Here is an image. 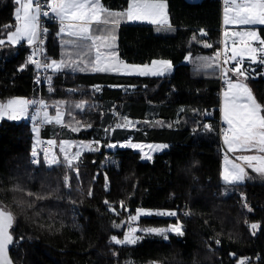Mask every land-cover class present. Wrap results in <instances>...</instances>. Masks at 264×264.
<instances>
[{"label":"trees","instance_id":"16d2710c","mask_svg":"<svg viewBox=\"0 0 264 264\" xmlns=\"http://www.w3.org/2000/svg\"><path fill=\"white\" fill-rule=\"evenodd\" d=\"M102 1L114 10L126 8L129 2ZM166 1L171 30L160 32L150 25L126 24L119 30L118 46L121 58L128 63L167 59L175 66L174 73L123 79L138 88L134 94L122 97V102L140 117L146 114L149 104L159 106L160 114L169 118L183 106V117L197 120V124L203 120L209 127H198L193 135L188 128L154 131L152 139L170 142L171 148L156 154L152 162L143 161L142 155L131 148L112 152L103 145L96 151L82 152L69 168L65 161L50 164L42 156L37 164L32 162L35 133L29 117L37 106L32 103L28 120L3 118L0 209L14 217L10 232L15 238L12 256L16 264H239L246 258H251L247 264H264V179L253 174L243 183L229 185L221 181L224 152L219 134V79L196 76L184 62L188 54L218 51L220 3ZM15 9V0H0V40L5 42L0 48V102L20 96L28 97L30 103L38 99L39 89L35 68L27 63L28 49L6 41L16 25ZM201 28L212 42L209 49L199 45ZM257 30L264 39V26ZM54 38L55 34L52 44ZM50 55L47 49L49 60ZM261 73L245 82L264 106ZM68 78H72L70 74L50 75L52 86L44 89L43 102L61 101L66 105V128L74 133L75 140L97 138L99 128L106 126L100 125L99 116L108 115L110 100L118 101L121 95L106 90L99 105L91 102L84 87ZM80 103L83 110L75 107ZM99 107L100 115L96 112ZM211 110L214 116L208 117ZM46 132L47 125L43 137L49 141ZM185 206L191 210L190 217L182 214ZM137 209L177 212L175 217L141 216L138 225L164 228L180 221L184 234H169L168 239L146 235L135 245L114 243L113 235L118 239L125 235V230L115 225L124 220L127 224ZM252 223L258 225L255 234Z\"/></svg>","mask_w":264,"mask_h":264},{"label":"snow or ice","instance_id":"6c2138e0","mask_svg":"<svg viewBox=\"0 0 264 264\" xmlns=\"http://www.w3.org/2000/svg\"><path fill=\"white\" fill-rule=\"evenodd\" d=\"M15 3L19 6L16 8L15 19L17 21L14 26V31H11L8 35L9 44H19L21 41H27L28 45H33L38 39H40V31L38 21L41 15L47 17L50 14L59 19L61 25L59 31L70 37H75L77 40H90L92 45L95 46V56L91 57L85 62L83 58L81 60L66 62L61 60L57 62L55 59L51 63H41L40 61H34L32 56L36 55V52L40 51L36 48L32 55L28 57L27 63H34L37 69H52L60 71L62 68H69L72 71H84L91 69L95 72H105L116 70L130 75L139 76H164L171 71L172 65L170 61L159 60L152 61L151 66L126 64L118 59L116 52L112 51L115 44L114 29L121 23L122 19L125 20H147L149 23L157 24L158 30H171V25L167 19L165 13L166 5L162 2H156V0H131L126 12H113L105 9L101 0H15ZM225 17L224 23L242 24V25H264V0H225ZM46 5L47 10L42 11V8ZM234 12L233 16L229 18L228 13ZM93 25L96 28L93 29ZM11 27V26H8ZM227 35V33H225ZM236 35L241 36V43L244 44V48L238 52L235 48L232 49V54L229 57L225 54L224 63L227 64L229 60L235 62V66L231 69H221V75L224 77V82L227 85V89L224 92L225 102L222 108L223 122L228 126L223 130V139L227 150L229 152L236 151H252L255 150L259 153H264V106L257 102L253 96L251 89L248 87L245 81L249 78L248 70L243 69L244 55L248 56V59L252 64L259 63L264 65V39L257 35L255 30L246 32H238ZM195 39V38H193ZM252 41H256L259 47L252 46ZM99 42V43H98ZM5 42L0 40V45ZM41 43L43 41L41 40ZM67 44H75V41H65ZM235 43V42H234ZM204 47H211L212 45L204 42ZM101 48L107 49L102 52ZM241 52L244 55H241ZM219 52H217L214 58H203L202 67L220 68L219 64L214 65V61L219 58ZM239 57V59H238ZM82 65V66H81ZM23 70V69H21ZM229 71L236 77L235 82L228 77ZM255 71V69H251ZM50 79V77H49ZM29 107V101L23 99L8 100L7 103L0 104V118L7 116L8 119L15 120L19 117L25 116ZM48 106L41 102V108L46 109ZM56 108L55 116H49V113L43 111V123H55L59 124L62 121L63 111L59 104L54 106ZM75 107L83 110V104H76ZM39 113L33 119H38ZM79 123V122H77ZM130 126V122L117 124L116 127ZM91 127V125H87ZM208 128V125H204ZM77 129H73L75 131ZM210 130V128H209ZM99 142L81 143L71 158L65 154V161L67 166L71 168L72 160L79 157L82 151H96L94 145ZM71 147L72 145H68ZM121 147L131 146L134 148H140L139 144L120 145ZM108 147H116L115 144H109ZM149 152L144 153L145 159H151V150L160 151L168 147L167 145H147ZM64 151V148H61ZM36 156L34 151L32 154ZM237 160L242 161L254 172L264 174V155H240L236 157ZM36 162L35 160L33 161ZM227 163V157H226ZM78 175V171H77ZM247 172L244 167L239 164L232 163L230 168H226L223 173V180L226 184L233 185L242 182L247 176ZM67 181V177L65 178ZM105 204L108 201L105 200ZM123 207V202H121ZM126 210V209H125ZM251 210V209H249ZM168 215L176 216L175 211H160L153 213L144 209H137L135 215L128 217L129 221H136L140 216L148 215ZM13 226V216L4 211H0V264H11L8 259V245L12 243L13 237L9 233V229ZM120 226V225H115ZM255 234L258 225L252 223L250 225ZM138 229L136 227H130L128 232L124 235L123 240L117 239L115 235L111 237L112 241L116 244H135L140 237L135 236L134 233ZM141 231L148 233H155L162 235L164 239H168L167 233H175L177 235H183V228L179 221L169 226L168 228H146ZM219 243V241H217ZM239 264H247V258L240 260Z\"/></svg>","mask_w":264,"mask_h":264},{"label":"crops","instance_id":"0c3cea01","mask_svg":"<svg viewBox=\"0 0 264 264\" xmlns=\"http://www.w3.org/2000/svg\"><path fill=\"white\" fill-rule=\"evenodd\" d=\"M131 0H129V3ZM156 2H162L166 5L165 7V13L167 15V19L171 25V29L173 28L170 14H169V5L166 0H156ZM102 6L113 12H126L128 5L124 9H119V10H114L108 8L104 2L101 0ZM234 12L230 11L228 13L229 18L233 16ZM17 23V21H16ZM224 23V21H223ZM126 24H136V25H150L155 28H159L157 24L149 23L147 20H125L122 19L121 23L114 29V35H115V47L112 49V51L116 52L118 59L120 61H123L126 64H133V63H128L125 60H123L119 54V46H118V34L121 26L126 25ZM225 33L228 32L227 40H226V35H224V43H225V50L227 52V55L230 57L232 54V49L235 48L238 52H240L244 48V44L241 43L242 37L236 35L238 32H246L250 30H255L260 37L257 28L259 26H264L260 24L256 25H242V24H234V23H229L225 24ZM96 28V25H93V29ZM160 32H164L166 30H159ZM202 41L199 42V45L202 46L205 49H209L210 47H204L203 43L207 42L212 45V42L208 40V34L206 35H201ZM261 38V37H260ZM75 41V44H65V41ZM7 41V40H6ZM235 42V43H234ZM27 43V41H21L19 44H24ZM99 43V42H98ZM252 46L254 47H259L258 42L252 41ZM19 44H13V46H17ZM52 44V43H51ZM0 48H3L0 45ZM49 52H51V60L50 63L53 59H55L57 62H60L62 59L65 60L66 62H70L73 60L79 61L81 58L85 62L91 57L95 56V46L92 45V42L90 40H77L75 37H70L67 36L66 34L61 33L60 31L55 33V38L52 46L48 48ZM101 51H107V49L101 48ZM218 51L216 53H193V54H188L184 60L185 63L190 65L191 69L195 73L196 76H204V77H209V78H218L219 79V84H220V68H216L213 66L212 68H206L202 67L203 58L208 57V58H214L216 57ZM241 55H244L243 52H241ZM239 59V57H238ZM159 60H165V61H170L167 59H156V61ZM154 61V60H153ZM152 62L148 63L147 65L151 66ZM219 64L220 65V59H216L214 61V65ZM256 64V63H255ZM255 64H252L250 60L248 59L247 55H244V63H243V69L250 68L251 66H255ZM134 65H145V64H134ZM171 71L164 76H171L174 73L175 66L172 64ZM82 66V65H81ZM235 66V62L232 60H229L227 64L223 63V68H229L231 69L232 67ZM70 74L72 78H68L69 82L75 83L78 82L79 85L84 87L86 91L88 92L89 98L92 99L91 102L96 101L97 104H101L103 101V96L106 92V90H111V91H116L119 92L121 97L118 101H111L110 100V107H106L110 112L105 114L104 116L100 117V125L103 128H99L96 134L99 136L94 139L90 140H75L72 135L74 134L71 132L69 129L66 128V105L62 103L61 101L53 102V103H46L48 106L45 110L49 113V116L54 117L56 108L54 106L58 105L63 111V116H62V121L61 123L57 124L55 121L52 123H45L47 125V132H46V137L49 138V141L54 145V153H57L59 155V158L63 157L62 150L61 148L63 147L64 150L69 147L68 145H72L74 150H79L77 143H73L78 141L79 143L82 142H89L92 143L94 141L99 142L98 144H95L94 146L96 148H100L103 145H105L107 151H116L117 149L121 148H131L137 152H139L142 155V160L145 161L144 159V153L149 152V148L147 145H151L154 143L158 144H164L167 145L168 147L164 148L162 152L167 151L171 148L170 142H166L164 140H156L152 139V136H154L156 130H173V131H181L182 129L188 128V132L193 135L196 133L198 127H203L204 125H208V122H204L203 120L197 124V120L195 121L192 118L188 117H183L184 115V107H179L177 108L175 112V116L172 118L162 116L161 110L159 106L149 104L146 114L142 117L136 116L133 114L132 110L130 109L129 106H127L126 103L122 102L123 98L129 95L134 94L138 86L133 85L132 83L128 81H123V79H128V78H146V77H162V76H152V75H146V76H139V75H130V74H125L123 72H118L116 70L112 71H105V72H95L92 71L91 69H86L84 71H72L69 68H62L60 71H53L51 69V75H67ZM74 76H76L74 78ZM103 77H106V79H118V81H111V80H104ZM228 77L232 79L234 82L236 80V77L232 74L231 71L228 73ZM72 79V80H71ZM121 81V82H119ZM223 82H224V77H223ZM225 83V82H224ZM246 83V82H245ZM227 85H225V88L222 90V93L220 95V104L222 101V97L224 94V91L226 90ZM254 96V95H253ZM103 97V98H102ZM12 99H23L29 101L28 97H14ZM65 102V101H64ZM225 102V99H224ZM224 102L222 101V108L224 106ZM7 103L6 102H2ZM101 107V106H100ZM96 109V112L101 114V108ZM33 109L30 113L29 121L31 122V119L33 117ZM29 109L27 110L28 113ZM27 113L25 116L19 117L20 121L21 120H28L27 118ZM221 116L223 120V112L221 111ZM97 118V115L95 116ZM3 118H7V116H4ZM0 118V121L3 119ZM12 120V119H11ZM17 120V119H15ZM73 120V119H71ZM105 120V121H104ZM87 119L83 120V122H86ZM125 121L130 122V126L127 127H119L117 128V124H124ZM32 123V122H31ZM33 125V124H32ZM36 126L37 121H36ZM34 133H35V138H36V128H34ZM40 136V132L38 130V138ZM129 143L131 144H139L141 147L140 148H134L131 146H125L121 147L120 145H128ZM109 144H115L116 147H108ZM145 150V151H144ZM84 152V151H83ZM157 151L151 150V159L146 160L147 162L153 161ZM161 153V152H160ZM236 156L240 155H264V153H259L255 150L252 151H236L232 152ZM158 154V153H157ZM153 157V158H152ZM58 158V157H57ZM243 165L244 164L242 161L240 162ZM232 164V161L230 158H227V163H226V157L222 158V168H221V181L225 182L223 180V173L226 168H230ZM245 167V166H244ZM246 168V167H245ZM247 171L251 174L250 177L254 175H257L259 177H262L264 179V174L254 172L253 170H248ZM256 173V174H255ZM251 179V178H250ZM249 180L246 176L245 181ZM243 183V182H240ZM168 216V215H165ZM173 217V216H169ZM173 225V224H172Z\"/></svg>","mask_w":264,"mask_h":264},{"label":"built area","instance_id":"2783aa9c","mask_svg":"<svg viewBox=\"0 0 264 264\" xmlns=\"http://www.w3.org/2000/svg\"><path fill=\"white\" fill-rule=\"evenodd\" d=\"M220 3V10H221V25L219 27V32H220V38H219V59H220V88H219V95H221L222 90L225 88V83L223 82V76L221 75V69L223 67V63H224V59H225V54H227L226 50H225V39H224V35H225V26H224V17H225V0H216ZM41 2L43 3V0H41ZM48 2L50 3L51 0H48ZM239 2V1H238ZM237 2V3H238ZM229 4H231V0H229ZM47 10L50 12V9H47L46 5L42 8V11ZM39 31H40V39H38L36 41L35 44L33 45H28L27 43L23 44L22 47L23 48H27L28 49V54H27V60L28 57L30 55H32V52L36 49L39 48L40 51L36 52L35 56H32V59L34 61H40L41 63H50V60L47 56V49L48 46L52 43V37L53 35L59 31L61 25L59 23V19L53 17L51 14L47 17L41 15L39 21ZM199 33L201 34H206V30L204 28H201ZM41 40L43 41V43H41ZM31 65L34 66L35 68V72H36V82L38 84V99L35 102L30 101V107H32V103L34 104V106H39L40 107V118L37 120V125L39 127V132H40V136L38 139V147L36 149V156L33 158V161L35 160L36 162L34 164H37L39 161V158L45 157L47 159V161L49 163H51L52 160V150H53V145L50 141L44 139L43 137V131L45 128V123H43V116H42V108H41V102H43V92L44 89H48L52 86V81L49 79L50 75H51V69H37L35 67L34 63H29ZM221 109V107H219V110ZM207 116L208 117H213L214 116V110L208 111L207 112ZM228 126L222 121V118L220 117L219 120V134H220V138H221V142H220V146L221 149L223 150L224 157L227 158H233L236 159V157L232 154V152H229L227 150V145H225L224 143V139H223V130L226 129ZM182 214L185 215L186 217H190L191 214V210L188 207H184ZM216 241H220V237L217 236L215 237ZM251 258H247V262H250Z\"/></svg>","mask_w":264,"mask_h":264},{"label":"rangeland","instance_id":"374dc122","mask_svg":"<svg viewBox=\"0 0 264 264\" xmlns=\"http://www.w3.org/2000/svg\"><path fill=\"white\" fill-rule=\"evenodd\" d=\"M239 0H237V2H238ZM17 7H19L17 4H16V8ZM16 10V9H15ZM16 16V12H15V14H14V17ZM11 31H14V29L13 30H11ZM10 31V32H11ZM227 33V35H226V40H227V36H228V32H226ZM9 35V34H8ZM258 35V34H257ZM7 38H8V36H7ZM7 42H8V39H7ZM9 43V42H8ZM251 69H255V71L253 72V71H251ZM262 72L261 74H264V65H261V64H259V63H256L255 64V66H251L250 68H248V75H249V77H252V78H256V77H258L259 75H260V72ZM227 89V88H226ZM226 91V90H225ZM224 91V92H225ZM224 99H225V97H224V94H223V97H222V101L224 102ZM222 101H221V105H220V107H221V109H222ZM44 104H45V102H43ZM0 104H3L2 102H0ZM28 109H30V104H29V107H28ZM35 110L33 111V117H35V116H37V114L39 113V118H40V107L39 106H37V107H35L34 108ZM45 109H42V116H43V111H44ZM33 117H32V119H31V122H32V124H33V127L34 128H36V138H35V152H36V149H37V147H38V130H39V127L38 126H36L35 124H36V121H37V119H33ZM38 118V119H39ZM17 121H20V119L19 118H17ZM73 143H77V145L79 146L81 143H79L78 141H76V142H73ZM82 143H85V144H87V143H89V142H82ZM151 145H161V144H158V143H154V144H151ZM76 151H78V150H74V148L71 146V147H67L63 152H62V154H63V157L62 158H59V155L57 154V153H54V145H53V150H52V162L50 163V164H55V163H59L60 161H65V159H64V157H65V154H67L68 156H69V158H71L72 157V155L76 152ZM85 151H87V150H85ZM145 151V150H144ZM163 150H160V151H157V153H160V152H162ZM83 152V151H82ZM81 152V153H82ZM156 153V154H157ZM58 157V158H57ZM80 157V156H79ZM79 157H77V158H75V159H73L72 160V163H74V162H77L78 160H79ZM153 158V157H152ZM231 159V161H232V163H236V164H239L241 167H244L245 165H243L242 163H240L239 161H237V160H235V159H233V158H230ZM145 161L146 160H149V159H144ZM153 160V159H152ZM110 161V158H108V160H107V162H109ZM32 162H33V160H32ZM66 162V161H65ZM147 162V161H146ZM152 162V161H151ZM246 167V166H245ZM244 167V168H245ZM247 168V167H246ZM246 168H245V171L247 172V178L248 179H250L251 177H250V173H249V171H247L246 170ZM248 169V168H247ZM246 178V177H245ZM242 182H245V179L242 181ZM67 184H69V181H67ZM177 213V212H176ZM178 214H180L179 212H178ZM141 217V216H140ZM173 217H175V216H173ZM138 222H139V217H138V219L136 220V221H129V220H127V224H126V228H125V234L128 232V230H129V228L130 227H136L138 230L134 233V235L135 236H138V237H140V239L139 240H137V242L135 243V244H137L138 242H140L143 238H144V236H146V235H153V236H157V237H162V238H164L162 235H158V234H155V233H148V232H144V231H141L142 229H146V228H140V226L138 225ZM180 222V221H179ZM181 223V222H180ZM182 224V223H181ZM171 226V225H170ZM169 227V226H168ZM168 227H164V228H168ZM169 234H175V233H167V235H169ZM177 235V234H176ZM124 238V237H123ZM123 238L121 239V240H123ZM118 239V238H117ZM135 244H131V245H135ZM14 246H15V244H14ZM14 249V248H13ZM139 264H142V263H139ZM153 264H160V263H158V262H155V263H153Z\"/></svg>","mask_w":264,"mask_h":264},{"label":"water","instance_id":"95a60500","mask_svg":"<svg viewBox=\"0 0 264 264\" xmlns=\"http://www.w3.org/2000/svg\"><path fill=\"white\" fill-rule=\"evenodd\" d=\"M185 1H186L187 3H189V4H198V3H202V2L205 1V0H185ZM0 211H4V212H6V213L11 214L10 212H7V211H5V210H3V209H0ZM11 215H12V214H11ZM12 216H13V215H12ZM13 222H14V217H13ZM120 227H121V228H120L121 231H124V230H125V228H126V220H124V221L121 223ZM9 233H10V235H12V233L10 232V229H9ZM12 237H13V241H12L11 244L8 245L7 256H8V259L10 260L11 264H16L15 261H14V259H13V256H12V250H13V248H14L15 238H14L13 235H12Z\"/></svg>","mask_w":264,"mask_h":264},{"label":"bare ground","instance_id":"6f19581e","mask_svg":"<svg viewBox=\"0 0 264 264\" xmlns=\"http://www.w3.org/2000/svg\"><path fill=\"white\" fill-rule=\"evenodd\" d=\"M219 30V29H218ZM183 130V129H182Z\"/></svg>","mask_w":264,"mask_h":264}]
</instances>
